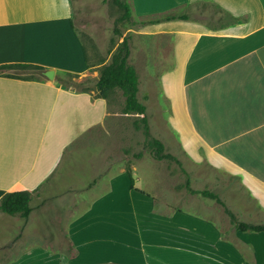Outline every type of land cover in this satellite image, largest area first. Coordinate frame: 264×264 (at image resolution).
Here are the masks:
<instances>
[{"label":"crops","instance_id":"crops-1","mask_svg":"<svg viewBox=\"0 0 264 264\" xmlns=\"http://www.w3.org/2000/svg\"><path fill=\"white\" fill-rule=\"evenodd\" d=\"M126 1L137 96L143 68L158 90L145 100H157L154 117L217 172L224 205L211 198L208 215L159 206L137 186L139 136L110 98L62 81L98 78L102 66L73 25V0H0V66L55 71L0 72V199L15 185L32 193L27 217L0 210V264H264V231L236 230L225 211L264 223V0ZM232 182L244 195L228 206L220 193L233 199Z\"/></svg>","mask_w":264,"mask_h":264},{"label":"rangeland","instance_id":"rangeland-1","mask_svg":"<svg viewBox=\"0 0 264 264\" xmlns=\"http://www.w3.org/2000/svg\"><path fill=\"white\" fill-rule=\"evenodd\" d=\"M73 3L74 14L72 22L92 62L102 63V65L109 62L111 54L121 44L120 42H122L123 38L127 39L130 50V35L129 33H123V31L127 26H132L135 22L123 18L124 9L114 0H73ZM150 48L151 51H154L152 46ZM11 70L14 74L23 77H32L38 74L33 68L20 67ZM145 72L143 68L138 71L142 93L138 99L145 106L150 104V112H146L148 123L150 124V135L160 139L164 145V152L170 153L173 158L158 160L155 163L152 149L148 146V138H145L141 125L138 124L139 128L135 126V122L139 120L138 114L136 112L125 113L123 111L124 97L119 90L112 92L109 97L114 119L131 131V139H133V136L134 138L139 136L140 146L135 149V152L141 153L143 157L139 162H136V174L140 177L137 186L143 188L151 195L158 196L159 206L164 205L163 202L167 201L168 204L174 207L179 206L193 212L208 215L209 213L206 209L213 210L214 200L203 196L199 192H192V190L206 189L212 191L213 180L217 172L215 173L211 166L196 164L188 159L186 153L180 148V135L172 133L166 128L164 118L154 117L158 112L156 110L157 100L154 101V104L152 101L158 90L154 79H149ZM83 78L84 82L77 81L72 75H65L62 81L67 87L73 89L80 88L72 85L74 82H81L83 86L95 88L98 79L96 74L92 73L88 77ZM150 96L152 98L151 103L145 101ZM152 106L155 110L151 109ZM148 113L151 117L148 116ZM203 176L207 178V183L199 181V178ZM224 183H226V187L229 184L228 181ZM231 184V187L236 188L233 199L229 200L223 192L220 193L221 198L225 200L228 206L237 205L244 195V190L238 185V182H232ZM159 208L157 207L158 210ZM234 216V219L240 220V214ZM226 217L227 219L230 218L228 214ZM229 220L231 221V219ZM246 222L258 223V220L254 219Z\"/></svg>","mask_w":264,"mask_h":264},{"label":"trees","instance_id":"trees-1","mask_svg":"<svg viewBox=\"0 0 264 264\" xmlns=\"http://www.w3.org/2000/svg\"><path fill=\"white\" fill-rule=\"evenodd\" d=\"M120 7L124 9L123 18L133 22L131 16L130 6L127 1L114 0ZM185 18L183 14H171L164 16V19L171 18ZM121 44L111 54L110 61L103 64L99 70V76L95 84L98 96L102 98H109L112 92L119 90L124 97L123 111L125 113L136 112L139 116V120L135 122V126L139 128L141 125L145 138H148V146L152 149L153 157L157 160L170 159L173 156L170 153L164 152V145L162 141L156 137L150 135V126L146 114V106L141 100L138 99V75L132 64L129 63V45L127 39L123 38ZM33 68L40 75L44 69L38 65L30 64H10L0 66V72H4L6 69L13 68ZM7 75H15L14 73H6ZM32 76V77H36ZM74 76V75H72ZM83 82V81H82ZM81 82H74L72 85L79 86L78 90H85L88 87L83 86ZM85 85V84H84ZM135 157H140L141 153H135ZM126 172L130 178V186L134 188L133 176L130 168L127 166ZM137 191L144 192L135 188ZM192 192H199L203 196L215 199L218 203L224 205L223 201L210 190H192ZM32 193L22 185H15L9 189L0 199V210L6 214H19L22 217H27L30 212V200ZM229 215L232 223L235 225L236 230L240 231H264V223H251L246 221H237L234 214L225 209Z\"/></svg>","mask_w":264,"mask_h":264},{"label":"water","instance_id":"water-1","mask_svg":"<svg viewBox=\"0 0 264 264\" xmlns=\"http://www.w3.org/2000/svg\"><path fill=\"white\" fill-rule=\"evenodd\" d=\"M43 75L48 78L49 80H52L54 78V69H46L43 72Z\"/></svg>","mask_w":264,"mask_h":264}]
</instances>
